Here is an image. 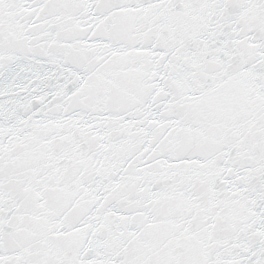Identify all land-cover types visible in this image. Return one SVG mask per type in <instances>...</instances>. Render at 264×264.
<instances>
[{
  "label": "snow or ice",
  "instance_id": "6c2138e0",
  "mask_svg": "<svg viewBox=\"0 0 264 264\" xmlns=\"http://www.w3.org/2000/svg\"><path fill=\"white\" fill-rule=\"evenodd\" d=\"M0 264H264V0H0Z\"/></svg>",
  "mask_w": 264,
  "mask_h": 264
}]
</instances>
